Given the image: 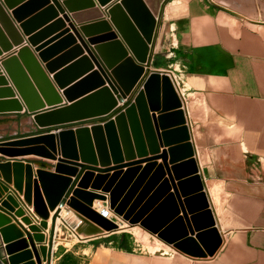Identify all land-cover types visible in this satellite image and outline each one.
<instances>
[{
  "label": "crops",
  "instance_id": "0c3cea01",
  "mask_svg": "<svg viewBox=\"0 0 264 264\" xmlns=\"http://www.w3.org/2000/svg\"><path fill=\"white\" fill-rule=\"evenodd\" d=\"M228 1L229 4L220 0H164L154 44L151 45L152 58L148 67L151 71L167 73L181 99L190 141L194 145V157L216 226L222 235V244L214 255L200 257L173 246L170 251L160 249L155 252L122 249L113 246L109 241H103V237H96L86 240L80 248V264H264V0ZM0 2L25 39L22 44H17L0 22V30L9 43L7 49L0 43V141L31 136L40 130H48V134H58L59 130L56 128L64 126L39 127L34 120V114L25 105L22 111L10 110L15 105L10 103L14 101L11 97L12 91L16 93L15 98L20 99V96L1 61L17 54L24 45L30 47L56 89L54 91L45 88V96L39 93L40 101L46 104L48 100H63L58 105H47L39 113L79 102H82L80 110L87 115L105 109L108 99L97 93L102 88L109 87L108 78L113 80L114 77L98 47L110 42L102 38L107 33L112 31L118 34L108 15V8L121 1L15 0L13 9L4 0ZM22 6H27L23 23L31 21L33 26L30 36H40L37 42V46L41 47L40 52L51 53L48 63L58 61L53 70L46 67L39 52L30 43V36L25 34L20 23L13 17L12 11ZM96 9L99 13L94 11ZM102 20H106L112 30L108 31L105 25H101ZM119 39L123 41L120 36ZM108 48L111 54L113 48ZM89 53L94 58H90ZM179 63L182 66V92L176 87L174 72L166 70ZM98 65L106 71L108 78L101 73L98 78H90L94 71H98ZM65 70L68 71L63 77L64 88H61L54 75ZM5 77L9 80V85L4 84ZM103 80L107 82L100 88V81ZM76 85L79 93L70 102L64 92ZM122 106L123 102L119 101L115 109ZM151 113L159 115L158 111ZM107 116L87 118L72 123L70 127L91 126ZM178 127L180 126L175 128ZM172 129L174 127L168 130ZM142 130L149 148L146 131L144 128ZM179 140L175 136L172 142L179 143ZM158 145L159 153L168 149L165 142L164 146L160 142ZM149 152L150 156L157 153ZM139 157L137 155V159ZM0 159L33 161L34 178H37L36 170L39 167L46 166L48 171L55 172L58 163V160L33 154L16 158L0 154ZM155 161L157 165L145 182L163 164L162 158ZM78 163H82L81 160ZM147 164H140L138 176ZM113 166L116 164L111 162L109 167ZM127 169L125 167L103 173L102 175L107 176L104 185L117 171H121L122 177ZM76 173L64 175L71 179L66 190L75 181ZM98 175V172L94 173L88 191L105 194L102 190L92 188ZM9 186L11 190L14 189L13 184ZM56 186L59 187L60 184ZM159 186L160 184L154 190ZM78 187L79 183L74 189ZM106 195L109 197V193ZM16 199L20 208L23 207L26 212L24 216L30 217L32 222L26 224L22 216L14 214L13 223L33 234L30 225L40 226L41 218L35 213L33 206L24 202L23 195L16 196ZM94 208L98 212L107 209L112 214L109 200L95 199ZM63 212L65 206H62V217L58 218L56 226H53L52 219L54 211H51L48 228L40 226L39 233L46 238L43 242L35 241L38 248L50 243L53 229L55 234L60 224L66 221ZM66 212L73 214L71 211ZM4 246L0 234V255L2 253L7 259ZM54 252L55 246L52 255ZM0 264H4L1 259Z\"/></svg>",
  "mask_w": 264,
  "mask_h": 264
},
{
  "label": "water",
  "instance_id": "95a60500",
  "mask_svg": "<svg viewBox=\"0 0 264 264\" xmlns=\"http://www.w3.org/2000/svg\"><path fill=\"white\" fill-rule=\"evenodd\" d=\"M120 1L108 8L110 20L119 35L112 31L107 33L102 38L110 42L98 47L112 70L114 79L108 78L100 65L97 67L98 71L90 76L98 78L101 73L108 78L109 87L102 88L97 93L108 99L107 106L99 113H82V102L39 113L47 105H58L63 100H48L46 104L40 101L39 93L45 96V88L54 91L56 89L30 47L24 45L17 54L1 61L20 96V99L15 98L16 93L12 91L11 97L14 101L10 103L15 105L10 110L22 111L25 105L34 114V120L41 128L64 125L56 128L59 130L58 134H48V130H40L31 136L0 141V154L9 158L33 154L58 160L55 172L42 166L36 170L37 178H34L33 161L0 159V234L5 244V254L8 256L6 259L1 253L0 259L4 264H43V260L48 258L49 248H38L35 244V241H43V236L36 233L41 230L40 227L31 225L30 229L34 232L31 234L13 223L14 214L24 216L26 213L16 199L19 195L24 196L26 204L34 207L44 228L48 225L51 211H55V226L61 216L62 206L67 204L81 219L78 226L80 234H83L84 229L89 230L87 237L90 238L105 231H115L118 229L117 223L92 208L95 199L109 198L110 208L115 213L123 215L131 223H140L152 232L161 231L160 236L180 251L206 257L214 255L222 244V235L216 226L194 157V145L190 141L181 99L167 73L148 69L152 58L151 45L154 44L164 0ZM220 1L229 4L228 0ZM13 2L15 0H4L10 9L14 8ZM94 11L99 13L98 9ZM26 13L27 6L12 11L25 34L30 36L33 26L31 21L23 23ZM262 13L264 19V12ZM0 22L17 44L25 41L1 2ZM101 25H105L108 31L112 30L106 20H102ZM39 40L40 36L29 37L46 67L53 70L58 61L48 63L51 53L40 52L41 47L37 46ZM0 43L3 48H9L1 30ZM108 47L113 48L111 54ZM89 57L94 58L91 53ZM66 71L68 70L54 75L61 88H64L63 77ZM4 80V84L9 85L6 77ZM100 82L101 88L107 81ZM77 89L76 85L64 92L68 101L74 100L79 93ZM119 101L123 102V106L115 109ZM156 111L159 112L158 116L151 113ZM105 115L108 116L91 126L70 127L74 122ZM177 126L180 127L175 128ZM142 127L146 131L149 148L144 141ZM173 127L174 129L168 130ZM175 136L180 138L179 143L172 142ZM159 142L163 146L165 142L168 149L159 153ZM149 151L157 153L150 156ZM137 155L140 159H137ZM159 158H162L163 164L142 188L157 165L155 160ZM79 160L82 163H78ZM99 162L102 167H98ZM111 162L116 166L109 167ZM143 162L148 164L138 176L140 164ZM125 167L128 169L122 177L121 171H117L104 185L107 176L102 175L103 173ZM75 172L76 179L66 190L71 179L64 175ZM95 172L99 175L92 188L102 190L105 194L88 191ZM160 181V186L154 190ZM78 183V189H74ZM11 184L14 185L13 190L10 189ZM57 184L60 186L57 187ZM6 192L8 195H5ZM106 193H109V197ZM181 212L182 217L179 215ZM23 221L30 224L32 219L24 216Z\"/></svg>",
  "mask_w": 264,
  "mask_h": 264
},
{
  "label": "rangeland",
  "instance_id": "374dc122",
  "mask_svg": "<svg viewBox=\"0 0 264 264\" xmlns=\"http://www.w3.org/2000/svg\"><path fill=\"white\" fill-rule=\"evenodd\" d=\"M174 62L175 61H173V63ZM181 67L182 66L179 63L177 65H171L169 68L167 67L168 69L166 70L176 73L175 75H180L182 70ZM148 181L149 180L143 183L142 188L145 187ZM159 184H161V181ZM142 188L140 190H142ZM107 200H109V198ZM92 208L96 210L94 208V202ZM66 210L73 212V214L66 212ZM65 212H66L65 216L64 214L63 216L65 217L66 221L63 222V224L62 223L60 224L55 234L53 229L49 240L50 243H46V245H41V246H47L50 249L48 253V258L47 260H43V264H80L81 259L78 253L80 248L85 244L86 240L96 237H103V241H109L115 247L128 249V250L155 252L160 249L163 250L167 249L168 251H170L171 250L170 247L172 246L174 247L173 244L168 243L160 236L161 231L155 233L146 229L140 223H131L129 220L124 219L123 215L121 216L115 213L114 210H112V216L109 219L117 223L118 229L110 232L105 231L100 235L88 238L87 236L89 235V230L84 229L83 234L79 233L78 226L81 224V219L78 217L76 212L71 207L67 206V204L65 205ZM179 215L182 217L183 216L182 212ZM51 217L52 216H50V218L47 221L48 225L46 228H48L49 226ZM36 226L40 227L41 223L40 226L39 225ZM53 226H54V222H53ZM39 232L40 231L36 233L38 235L43 236V241H45L46 238L45 235ZM54 246H55V252L53 253V255H51Z\"/></svg>",
  "mask_w": 264,
  "mask_h": 264
},
{
  "label": "built area",
  "instance_id": "2783aa9c",
  "mask_svg": "<svg viewBox=\"0 0 264 264\" xmlns=\"http://www.w3.org/2000/svg\"><path fill=\"white\" fill-rule=\"evenodd\" d=\"M173 76H174V81H175L176 87L180 90V92H182V88H183L182 78L180 77V75H175L174 73H173ZM183 94H184V92H183ZM101 212L108 218H111V216H112L111 212L107 209H102Z\"/></svg>",
  "mask_w": 264,
  "mask_h": 264
},
{
  "label": "bare ground",
  "instance_id": "6f19581e",
  "mask_svg": "<svg viewBox=\"0 0 264 264\" xmlns=\"http://www.w3.org/2000/svg\"><path fill=\"white\" fill-rule=\"evenodd\" d=\"M168 13H169V12H168ZM165 14H167V13H165ZM99 203H100V202H99ZM99 203H98V204H99ZM99 207H100V204H99ZM102 208H103V207H102ZM102 208H101V209H102ZM65 213H66V212H63L64 216H65Z\"/></svg>",
  "mask_w": 264,
  "mask_h": 264
}]
</instances>
